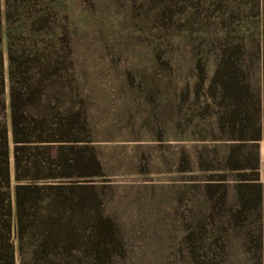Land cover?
<instances>
[{
  "label": "rangeland",
  "instance_id": "1",
  "mask_svg": "<svg viewBox=\"0 0 264 264\" xmlns=\"http://www.w3.org/2000/svg\"><path fill=\"white\" fill-rule=\"evenodd\" d=\"M10 45L36 93L82 108L100 166L50 193L85 199L76 241L43 201L21 240L13 220L14 264H190L188 238L215 233L214 263L264 264V0H0L13 173Z\"/></svg>",
  "mask_w": 264,
  "mask_h": 264
},
{
  "label": "trees",
  "instance_id": "2",
  "mask_svg": "<svg viewBox=\"0 0 264 264\" xmlns=\"http://www.w3.org/2000/svg\"><path fill=\"white\" fill-rule=\"evenodd\" d=\"M8 61L10 81L8 109L13 173H10L9 167L8 128L5 123L0 122V261L7 262L5 264H14V247L11 240L13 220L16 221L18 238L21 240L32 215L30 211L43 201L48 200L50 206H54L60 216L66 219L63 229L59 231L62 235V238H59L62 245L70 246L76 241V228L70 224L73 218L79 217V212L85 209V199L79 196L70 204L72 200L68 201L63 195L50 193L74 188L75 185H68L66 182H69L74 175L80 178L92 176L93 173H97L100 166L92 148L88 147L89 131L82 108L69 106L61 109L55 97L47 93L41 95L36 93L40 82L34 77L25 80L18 55L15 54L11 45L8 47ZM222 67L232 69L228 64ZM3 90L4 79L0 54V96ZM227 91L231 92L236 100L241 97V95L238 96L237 91L241 92L242 89L233 82L232 78L223 81L221 85L220 92ZM0 109L5 111L2 100ZM219 123L224 122L220 119ZM232 126L234 128V124ZM256 131V135L252 137L255 141L260 139V131ZM235 140L243 141L246 138L242 135ZM233 151L230 152V160ZM221 197L224 201L226 198L224 191ZM93 234L89 247L95 251L104 245V242L99 233L96 236ZM218 236L215 233L208 241L204 238L199 239L197 245L188 238V262L218 264L214 263L218 256L213 246L221 250L224 248L222 245L224 243H220L221 237ZM95 254L100 258L98 250Z\"/></svg>",
  "mask_w": 264,
  "mask_h": 264
}]
</instances>
